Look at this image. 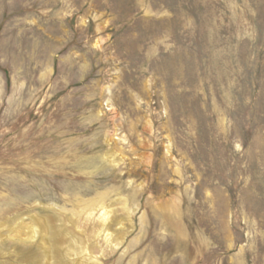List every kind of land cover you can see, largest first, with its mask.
<instances>
[{
	"label": "rangeland",
	"instance_id": "obj_1",
	"mask_svg": "<svg viewBox=\"0 0 264 264\" xmlns=\"http://www.w3.org/2000/svg\"><path fill=\"white\" fill-rule=\"evenodd\" d=\"M0 264H264V0H0Z\"/></svg>",
	"mask_w": 264,
	"mask_h": 264
},
{
	"label": "bare ground",
	"instance_id": "obj_2",
	"mask_svg": "<svg viewBox=\"0 0 264 264\" xmlns=\"http://www.w3.org/2000/svg\"><path fill=\"white\" fill-rule=\"evenodd\" d=\"M111 207H113V206H111ZM113 209V208H112ZM110 211H112L111 210V208L109 209V211H104L103 213H104V216L106 217V215H108L109 213L108 212H110ZM102 226H103V231H107L108 230V227H107V225H106V221H104V222H102ZM105 233V232H104ZM108 234V233H107ZM76 246V245H75ZM79 249V248H78ZM88 259V258H87ZM92 259V258H91Z\"/></svg>",
	"mask_w": 264,
	"mask_h": 264
}]
</instances>
